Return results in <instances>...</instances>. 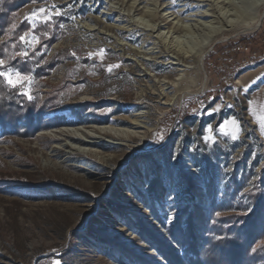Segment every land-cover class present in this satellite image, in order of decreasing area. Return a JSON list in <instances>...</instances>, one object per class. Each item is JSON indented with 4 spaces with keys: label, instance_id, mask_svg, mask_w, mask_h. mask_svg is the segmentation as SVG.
<instances>
[{
    "label": "rangeland",
    "instance_id": "rangeland-1",
    "mask_svg": "<svg viewBox=\"0 0 264 264\" xmlns=\"http://www.w3.org/2000/svg\"><path fill=\"white\" fill-rule=\"evenodd\" d=\"M222 1L27 0L18 8L11 28L26 21L29 29L11 60L32 65L23 73L3 60L0 71L31 78L17 89L35 113L13 121L32 136L0 125V264H189L186 246L168 234L181 239L186 207L214 218L187 254L191 264L218 248L230 256L216 239L228 228L218 225L222 218H236L229 234L241 242L254 238L249 255L264 246V222L241 224L264 204V2L254 9L251 0H229L248 13L241 22L214 34L202 61L168 68L171 52L198 50L200 25H222ZM40 8L47 22L26 19ZM145 23L155 27L150 37ZM145 50L154 53L133 56ZM43 105L55 108L41 117ZM98 122L130 138L99 135ZM64 134L108 147L55 141ZM77 151L98 152L102 161Z\"/></svg>",
    "mask_w": 264,
    "mask_h": 264
},
{
    "label": "trees",
    "instance_id": "trees-1",
    "mask_svg": "<svg viewBox=\"0 0 264 264\" xmlns=\"http://www.w3.org/2000/svg\"><path fill=\"white\" fill-rule=\"evenodd\" d=\"M25 1L27 0H0V39L7 36L6 41L0 42V60H4L6 61L7 64L12 66H20L23 73H29L30 65H32V62L31 63L28 62L29 61L28 59L16 58L15 60H11L12 53L17 52L20 49L19 38L22 36L24 32H26L29 29V25L26 21L20 23L19 25H17V27L13 29L11 28V26L14 23V20L16 19V15L14 13L24 3H27ZM235 48L236 45H231L226 49V51L231 52ZM51 65H52L51 63H47L44 65V68L47 69V72L50 71V68L52 67ZM36 73H38V71H36ZM45 107L46 106L43 105L42 108H40L37 111L38 116L42 117L43 115H46V112L50 110L52 111L55 108V105H51L47 108ZM34 113L35 110L32 107V103L27 102V98L24 95H22L17 88L8 87L4 82L3 78L0 77V125L2 126V129L4 130L8 129L14 131V134L18 136H23V137H26L28 135L32 136L33 130L29 132L28 130L27 131L19 130L13 125V121L17 120L21 116L30 119L31 117H33ZM54 120H56V118ZM54 120H49L48 122L46 121L44 122V124H49L50 127L54 125L53 123ZM56 124L57 125L55 126L60 125L59 123ZM98 124L105 125V123L102 122H98ZM189 191H194V188L190 187ZM263 206H264L263 201L259 200L252 214L249 217L242 219L241 224L242 225L247 224V226L251 229H255L257 225L262 224L264 222V213L260 214L261 216H259V213L263 209ZM211 209L213 208L211 207ZM202 213L203 212L200 209H197L196 213L195 212L190 213L188 207L184 209L182 214H186V217L184 218L187 221L185 224L184 234L179 232L181 239L174 238L175 235L174 232H170L168 230L169 236L172 238V240L176 245L182 247L186 246L185 262H190L189 264H191V260L187 258V254H189L188 252L195 251L193 245H199L198 243L200 242L197 241L198 239L197 235L198 232L202 229V225L204 224V222L206 223V225L208 224V227H210V225L212 226L214 225L213 216L211 217L210 215L209 218H206ZM212 213L213 211H211V214ZM234 219L236 218L227 217V218H222L219 221L218 225H221V227L228 225L227 226L228 228L225 231L219 233L216 238L218 247H220L221 244L226 242L225 247L229 248L228 251L230 256L228 257V254L224 253V248H218L214 250V252L210 250L211 252L203 256L202 260L197 259L193 261V264H264V246L257 249V251H255L253 254L249 255L250 251L252 250V247L255 244L253 241L254 238L249 237L245 242H241L240 239L234 236L235 234L232 235L229 234L231 233V231L232 233H234L233 231L238 230L235 227L236 225L230 223V220H234ZM142 226H144L145 229H148L146 224L143 223ZM155 237L157 239L158 245L160 244L166 246L169 249L167 250V252L177 256V252H175L173 248H170L163 240V238H160L156 234ZM146 240L149 241V239ZM241 250H246V254L244 253L239 254ZM247 250H249V252H247ZM256 252H258L259 255L256 254ZM254 257H258V258L255 261H253ZM179 259L181 258L177 256V260ZM178 263H181V261H179Z\"/></svg>",
    "mask_w": 264,
    "mask_h": 264
},
{
    "label": "bare ground",
    "instance_id": "bare-ground-1",
    "mask_svg": "<svg viewBox=\"0 0 264 264\" xmlns=\"http://www.w3.org/2000/svg\"><path fill=\"white\" fill-rule=\"evenodd\" d=\"M197 1H204V0H197ZM240 1V0H238ZM249 1V0H248ZM224 1H222V4L225 5V9L224 10V20L221 26L218 27H205L200 25L201 27L198 29V31L202 34L201 35V41L197 44L198 46V50L196 51H192L189 49H185L182 52L178 51V52H171L172 56L171 59L172 61L169 64L168 68L174 70L175 68L181 67L183 66L182 64H185L187 61H195L197 59H199L200 61H202V59H204V56L206 55V52L209 50V48L213 45L211 42V39L213 37L214 34L217 35H222L223 33L227 32V28H233L235 27V25L239 24L242 20V16H244V14H248L245 13L244 11H239L237 9V7L235 5H233V3H231L229 0L226 3H223ZM264 0H251V4L250 6H255L254 9L258 8L259 6L263 5ZM262 3V4H261ZM235 4V3H234ZM227 6V7H226ZM233 6V8L230 9V7ZM115 11H113L112 13H114ZM150 14L151 13H147ZM264 15V14H263ZM153 17V16H152ZM200 18H211L214 17L213 14H208L206 15L205 13H201ZM217 18V17H215ZM262 14L259 15V19L257 24L255 25L257 27L260 26L261 21H262ZM149 19V18H148ZM163 23L165 22L164 20L162 21ZM165 25H168L166 22L164 23ZM141 27V31L142 33L145 35V37H150V35H146L145 32H149L152 33L155 30V27L150 26L148 24H140ZM158 28V27H157ZM175 30V27H174ZM244 30H248L245 29ZM144 49V48H143ZM154 53L153 51L150 53H146V50L143 52H133V56L135 58H143L140 57L141 54L147 56V54H152ZM161 54V53H160ZM147 61V59H145ZM166 86L164 84H162L160 87ZM103 126V127H99L98 129V134L99 135H110L116 138H130V136L128 134H125L123 132H113V129L110 126H104V124H99V126ZM106 125V124H105ZM132 126L137 127L136 123H131ZM59 140H67L71 143H74L76 145H79V147H87L88 149L90 148H94V149H98V150H104L108 147V145H106V143L97 140L96 138H91V137H87V139H80L76 136H74L73 134H64L62 138L60 139H56L55 141H59ZM76 154L85 156V157H91L94 159V162H100L102 161V157H98V155H101L98 152H79L77 151ZM72 155V154H71ZM31 161V160H30ZM34 163V162H33ZM31 162V164H33Z\"/></svg>",
    "mask_w": 264,
    "mask_h": 264
},
{
    "label": "snow or ice",
    "instance_id": "snow-or-ice-1",
    "mask_svg": "<svg viewBox=\"0 0 264 264\" xmlns=\"http://www.w3.org/2000/svg\"><path fill=\"white\" fill-rule=\"evenodd\" d=\"M53 7H55L53 5ZM46 9L45 8H40L37 11H33L30 13V15L28 17H26V19H35V20H40L41 22H47L51 17L46 15ZM41 14H45V15H41ZM57 15H59V12L56 13ZM21 42L25 41V36H21L20 37ZM22 57L26 56L27 53H21L20 54ZM4 61L0 60V66L4 65ZM0 77H2L4 79V82L6 83V85L10 88H23L25 85V82L29 81L31 78L27 75L22 74L20 71H16V72H12V71H0ZM22 95L28 96L27 92L22 93ZM29 99H31V97H28ZM227 123H232L235 125V121H226ZM261 126L264 127V118H262L261 120ZM224 125H221V128L223 129ZM239 132V128L237 126L236 128V132L233 133L232 135V139H237V135L236 133ZM206 139H210V137H206ZM57 264H59V262H57Z\"/></svg>",
    "mask_w": 264,
    "mask_h": 264
}]
</instances>
